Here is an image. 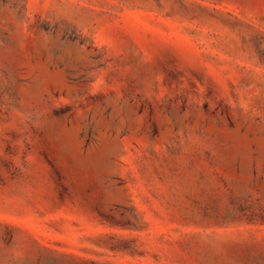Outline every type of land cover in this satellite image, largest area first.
Returning <instances> with one entry per match:
<instances>
[{
	"label": "rangeland",
	"instance_id": "374dc122",
	"mask_svg": "<svg viewBox=\"0 0 264 264\" xmlns=\"http://www.w3.org/2000/svg\"><path fill=\"white\" fill-rule=\"evenodd\" d=\"M0 264H264V0H0Z\"/></svg>",
	"mask_w": 264,
	"mask_h": 264
}]
</instances>
